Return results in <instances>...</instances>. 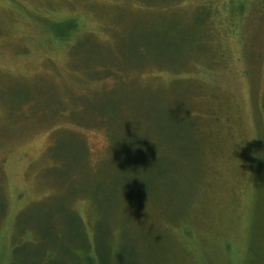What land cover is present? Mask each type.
<instances>
[{
    "label": "rangeland",
    "instance_id": "obj_1",
    "mask_svg": "<svg viewBox=\"0 0 264 264\" xmlns=\"http://www.w3.org/2000/svg\"><path fill=\"white\" fill-rule=\"evenodd\" d=\"M204 1L0 0V264H264V11Z\"/></svg>",
    "mask_w": 264,
    "mask_h": 264
},
{
    "label": "trees",
    "instance_id": "obj_2",
    "mask_svg": "<svg viewBox=\"0 0 264 264\" xmlns=\"http://www.w3.org/2000/svg\"><path fill=\"white\" fill-rule=\"evenodd\" d=\"M146 4L149 5H154V6H158L163 8L164 12V16L165 17H172L173 14H175V11L172 10L171 8L176 6L179 2H181L182 0H145ZM215 0H205L200 7H198L197 11L200 12V17H198V20L200 22V28L198 30H196V32L198 33L197 37H195L196 39L200 38V43H201V48L198 49L199 51H201L202 53L204 52V55H207L208 52L206 49L207 46H210L209 42L211 41L210 38V34L205 36V27L207 29V31L209 32V24L211 27V23L215 22L213 19L216 16V10H214V7L212 6V3ZM218 1V0H216ZM228 5H230L229 11H228V16L230 18V20L232 19H237L239 21H241L243 19V17L251 10V7L253 5V3L251 2V0H231L230 2L227 3ZM260 6L262 7H257L256 8V13L257 14H261L260 11H264V0H261L260 3H258ZM175 16V15H174ZM176 17V16H175ZM239 22L237 21H233L230 23V31L234 34L237 33L236 31V26ZM240 25V24H239ZM78 29V22L75 21L74 18H67V20H64L62 22L56 23L53 26V31H54V37L55 39H58L60 41H70L73 40V35L76 34V31ZM211 31L213 32L214 30L217 29L216 24L210 28ZM78 39H76L75 41H77ZM74 44V43H73ZM72 44V46H73ZM216 53L217 50H214ZM203 55V56H204ZM105 66L104 64H100ZM133 65H138V64H133ZM117 66V65H116ZM132 66V65H131ZM105 70L102 69H98L97 71H95V75L96 78H102L106 77V75L108 73H111V71L113 69L109 68H104ZM175 70V68H174ZM179 70V69H176ZM204 72V71H203ZM190 78V77H189ZM192 79V78H190ZM175 83H179V81H184L186 82V80H182V79H176L174 80ZM177 81V82H176ZM190 82H194L196 84V86L198 87V89H201L202 87H205L207 85V82L204 80V82L202 80L199 79H194V80H190ZM33 100L30 98H25L24 100H20L18 103H15L16 106L21 107V105L28 103V102H32ZM194 116V114H193ZM196 117V116H194ZM101 119L103 117H100ZM103 121H105L106 124H108V127L111 128L110 123L108 122V120L104 119ZM132 128L131 130H136L134 125H130ZM107 127V128H108ZM108 128V131H109ZM130 139H133V137H131L130 135L126 138L127 141H129ZM137 138V135H136ZM116 145L117 148H123L124 146L122 145L121 141H118L116 138L114 140V137L111 135V145ZM113 241V240H112ZM12 264H21L19 263V261L17 260H13ZM35 264H40L39 263H35Z\"/></svg>",
    "mask_w": 264,
    "mask_h": 264
}]
</instances>
